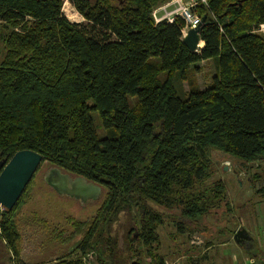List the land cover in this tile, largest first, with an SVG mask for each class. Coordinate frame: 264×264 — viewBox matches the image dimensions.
<instances>
[{"label": "trees", "instance_id": "16d2710c", "mask_svg": "<svg viewBox=\"0 0 264 264\" xmlns=\"http://www.w3.org/2000/svg\"><path fill=\"white\" fill-rule=\"evenodd\" d=\"M65 1L86 23L65 16ZM169 1L0 0V157L9 162L35 151L49 167L108 194L94 226L72 220L71 232L57 231L63 243L85 236L78 256L51 264H84L91 251L98 264H114L108 253L118 240L109 226L132 206L141 227L128 233L130 251L140 243L150 264H167L157 251L166 213L152 205L176 211L183 235L213 209H231L225 182L214 179L211 150L244 163L264 160V0L198 4L197 52L184 42L183 19L156 22L153 10ZM209 60L216 66L211 85H191L182 99L176 81L195 83ZM261 178L257 173L252 181ZM257 194L264 196V186ZM21 198L12 210L0 206V238L16 257ZM99 228L107 237L96 236Z\"/></svg>", "mask_w": 264, "mask_h": 264}, {"label": "rangeland", "instance_id": "374dc122", "mask_svg": "<svg viewBox=\"0 0 264 264\" xmlns=\"http://www.w3.org/2000/svg\"><path fill=\"white\" fill-rule=\"evenodd\" d=\"M194 1L200 2V0ZM63 12L72 23H86L69 1H65ZM4 26L5 24L0 22V29ZM3 48V44H0V60ZM202 69L204 71L193 75L195 82H192L193 84L176 81L175 86L182 99H186L191 85L202 88L211 85L216 74L213 63L204 64ZM93 119L99 135L105 137L99 115L93 114ZM225 155L217 150L210 151V159L214 163V179L223 180L230 189L228 199L230 210L227 209V205L213 209L198 225L188 224L185 233L179 235L176 224L177 212L152 205L154 209L166 213L164 224L158 228L160 247L157 251L165 257L167 264H247L249 259H254L253 264H264V209L257 204V200L261 198L257 196V190L264 185V166L260 161H257L260 164L259 168L257 163L252 166H250L251 163H242V167L235 166V162L239 163L241 160L231 157L233 160L230 163L231 169L244 171L245 176L236 175L234 172L226 173L225 176V173H222V165H226L225 160L230 157ZM48 168H50L48 163L40 167L22 195L24 203L16 212V223L21 234V256H14L6 241L0 238V264H51L68 257L71 252L75 253H73L74 257L78 256L79 253L76 254V251L85 234L63 243L56 237L57 231L60 232L66 228L71 232L72 220L87 222L88 227L94 226L96 218L103 210L108 197L106 190H103V195L98 202L87 205L60 197L44 181V174ZM252 169H257L262 178L251 184L248 178H253L257 174ZM211 181L213 180L209 182ZM257 223H261L260 226ZM109 227L111 236H117L118 240V249L112 255L108 253L114 264H132L139 259L143 264H150L143 245L134 243L133 251H130L127 242L130 230H139L141 227L140 215L135 207L132 206L131 210L120 209L117 215L112 217ZM241 227L249 232L252 239L243 243V246L234 240L235 234ZM102 233L107 234L106 231L101 232L99 228L96 236ZM65 237L68 235L66 234Z\"/></svg>", "mask_w": 264, "mask_h": 264}, {"label": "water", "instance_id": "95a60500", "mask_svg": "<svg viewBox=\"0 0 264 264\" xmlns=\"http://www.w3.org/2000/svg\"><path fill=\"white\" fill-rule=\"evenodd\" d=\"M207 20L205 16L203 22ZM201 26L191 28L184 36L186 46L197 52L202 48L199 33ZM47 162L41 154L32 150H23L16 153L9 162L0 157V206L12 210L21 199L27 186L38 172L40 167ZM44 181L58 196L66 197L80 202L82 205L98 202L103 195V187L82 176H73L63 172L58 167H50L44 174ZM248 239L244 229L239 230L234 240L242 245Z\"/></svg>", "mask_w": 264, "mask_h": 264}, {"label": "built area", "instance_id": "2783aa9c", "mask_svg": "<svg viewBox=\"0 0 264 264\" xmlns=\"http://www.w3.org/2000/svg\"><path fill=\"white\" fill-rule=\"evenodd\" d=\"M200 3L207 4V1L200 0V2H197L194 0H171L155 8L153 10V16L157 23L162 21L174 23L178 17L183 19L186 23V27L183 29V33L185 36L188 28H196L202 23L201 19L195 11L196 6ZM262 30L264 31V25H262ZM253 260L254 259H249L247 264H253ZM83 263L98 264L96 252L91 251L86 257H83Z\"/></svg>", "mask_w": 264, "mask_h": 264}, {"label": "crops", "instance_id": "0c3cea01", "mask_svg": "<svg viewBox=\"0 0 264 264\" xmlns=\"http://www.w3.org/2000/svg\"><path fill=\"white\" fill-rule=\"evenodd\" d=\"M170 9H172V8H170ZM202 46H203V43H202ZM210 62L213 63V65H214V67H215V70H216L215 63H214L213 61H211V60H209V61H207V62H203V63H202V68H203L204 64H207V63H210ZM202 68H201V71H204ZM201 71H200V72H201ZM200 88H201V89H204V88H202V87H200ZM225 156H227V155H225ZM227 157H228V156H227ZM225 161H227V162H226V165H222V168H223L222 173H223V174L225 173V176L227 175L226 173L229 174V173H232V172H234L236 175H240V176L242 175V176H245V174L243 173L244 171H243V172H240L239 170L236 171V170H232V169H231V167H230L231 164H230V163H232V161H233L231 157L226 158ZM234 162H235V161H234ZM260 162H261V165L264 166V165H263L264 160H261ZM235 163H236L235 166H238V165H239V166L242 167V163H244V162H243V161H240L239 163H238V162H235ZM254 163H257V162H254ZM254 163H251L250 166H252ZM224 164H225V163H224ZM228 164H229V165H228ZM257 164H258V163H257ZM257 166H258L257 168H259V167H260V164H258ZM252 171L255 172V173H259V172L257 171V169H252ZM255 173H254V174H255ZM254 174H253V175H254ZM250 176H251V175H250ZM240 180H241V179H240ZM248 181H249L251 184L253 183L252 178H250V177L248 178ZM225 184H226V183H225ZM226 186H227L228 195L230 196V193H231V192H230V189H229V187H228L227 184H226ZM263 186H264V185H263ZM251 187H252V186H251ZM261 188H262V187H261ZM261 188H259V189H261ZM259 189H258V190H259ZM258 190H257V191H258ZM252 195H253V192L251 193V196H252ZM257 196H259V198L261 197L260 199L257 200V204L260 206V208L264 209V196H262V195H260V194H257ZM236 197H237V196H236ZM252 198H253V197H252ZM248 201H250V200L248 199ZM260 224H261V223H257L258 226H260ZM263 225H264V224H263ZM241 229H244V230L247 232V235H248V239H246V240L244 241V243H246L247 241H252V239L250 238V234H249V232H248L244 227H241L239 230H241ZM239 230H238V231H239ZM238 231H237V232H238ZM241 246H243V245H241ZM71 253H72V252H71ZM39 264H40V263H39Z\"/></svg>", "mask_w": 264, "mask_h": 264}]
</instances>
